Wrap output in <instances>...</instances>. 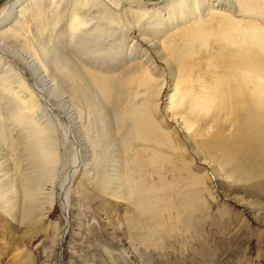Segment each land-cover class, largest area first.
Listing matches in <instances>:
<instances>
[{"label":"bare ground","instance_id":"obj_1","mask_svg":"<svg viewBox=\"0 0 264 264\" xmlns=\"http://www.w3.org/2000/svg\"><path fill=\"white\" fill-rule=\"evenodd\" d=\"M5 12L8 23L5 28L0 24V203L9 206L7 211L17 206L21 194L13 185L4 144L16 145L15 159L24 163L28 209L43 189L40 179L58 170V129L49 112L60 104L44 107L37 93L59 97L67 91L77 101L69 116L79 147L70 160L74 166L81 164L89 180L100 178L105 188L114 190L139 180L137 155L141 150H161L173 130L164 117H156L163 88L156 74L158 63L173 82L165 109L183 119L193 151L198 152L193 138L202 137L197 143L208 154L233 160L227 172L230 181L246 183L252 177L246 169L247 154L242 153H254L251 142L264 153V131L249 95H217L218 81L225 75L222 66L210 60L214 53L237 59L226 76L244 77L246 83L257 80V112L264 116V0H0V21ZM128 26L138 31L139 41L151 48L154 58L138 47V41L128 42ZM14 45H21L30 58L26 66L37 78L31 86L16 66L19 62L4 61L10 56L7 47L12 51ZM41 70L53 86L47 88L42 75L38 77ZM207 76L209 84L204 82ZM222 103L229 111L220 108ZM219 110L226 118L207 126L209 121L203 120L217 118ZM230 114L238 123L227 135L223 123ZM134 139L139 144L129 149ZM139 186L138 198L146 196L148 188Z\"/></svg>","mask_w":264,"mask_h":264},{"label":"rangeland","instance_id":"obj_2","mask_svg":"<svg viewBox=\"0 0 264 264\" xmlns=\"http://www.w3.org/2000/svg\"><path fill=\"white\" fill-rule=\"evenodd\" d=\"M10 10H7L8 15ZM7 14L5 12L0 21L2 28L8 23ZM127 30L128 42L138 41V47L149 51V56L154 58L151 48L139 41L138 31L129 26ZM20 46L18 49L14 45L12 51L7 47L10 56L4 61L19 62L16 66L24 70L31 86L37 78L28 70L25 61L30 58H26L27 52ZM222 55L214 53L210 60V63L221 65L222 71L227 73H223L225 76L218 81L217 95L223 98L249 95L250 107L264 131V116L257 112L258 94L254 91L257 80L251 78L246 83L244 77L228 78L226 75L230 68H235L232 65L237 59ZM157 65L156 74L160 76L163 88L158 97L156 117H164L167 128L176 130L177 134L170 131L161 150H141L137 155L142 159L139 180L131 179L126 187L124 184L123 188L115 190L105 188L98 181L100 178L89 180L81 164L74 166L70 160L72 154L77 155L79 147L70 129L74 122L70 112L75 111L77 103L73 95L67 91H61L59 97L36 94L44 107L60 104L53 110L55 112H49L58 129V170L52 174L47 168L50 174L46 173L40 179L44 183L43 189H39L35 202L28 209L24 163L19 165V159H15L16 145H3L6 157L11 159L13 185L21 197L17 198L15 210L10 211L15 215L5 209L9 206L4 208L0 203V264H264V153L254 142L250 143V147L254 145V153L250 149L249 153H242L243 156L247 154L246 169L252 174L251 180L242 183L230 181L227 175L233 160L208 154L197 143L202 137L193 138L198 152L193 151L190 140L185 138L187 130L183 119L172 117L165 109L173 82L165 67L160 63ZM43 72L41 70L38 77L42 75L44 79H40L48 88L53 81ZM208 77L204 82L209 84ZM221 105V109L228 110L224 103ZM219 111L217 118L208 116L203 120L209 121L207 126L219 125L218 120L226 118V114ZM231 118L232 115L223 123L227 135L233 133L238 123L235 120L234 124ZM64 130L70 136L64 135ZM134 140L128 142L129 149L139 144ZM127 170L123 171L129 172ZM202 171L206 173L202 174ZM50 175L53 178H49ZM139 185L148 188L146 196L138 198ZM64 188L66 196L62 193ZM63 198H66L65 202Z\"/></svg>","mask_w":264,"mask_h":264}]
</instances>
